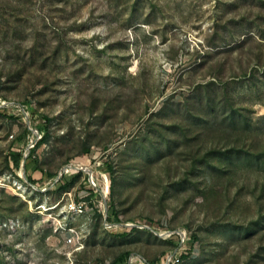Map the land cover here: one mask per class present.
<instances>
[{"label":"rangeland","instance_id":"rangeland-1","mask_svg":"<svg viewBox=\"0 0 264 264\" xmlns=\"http://www.w3.org/2000/svg\"><path fill=\"white\" fill-rule=\"evenodd\" d=\"M0 100V264H156L179 239L151 222L183 264H264V0H0ZM72 161L98 189L45 191Z\"/></svg>","mask_w":264,"mask_h":264},{"label":"built area","instance_id":"built-area-1","mask_svg":"<svg viewBox=\"0 0 264 264\" xmlns=\"http://www.w3.org/2000/svg\"><path fill=\"white\" fill-rule=\"evenodd\" d=\"M0 108H18L19 111L22 109L19 105H16L14 103L10 102H5L0 100ZM24 115V120L26 123V126L29 131V141L27 143V147H25L23 150L20 151L22 155V159L20 162V168L18 169V177H19V182L27 186L29 185L30 187H34L33 184H30V175L27 173V163L30 160L35 159V156L33 155L32 148L37 144L41 139L43 138L44 132L41 130H38L35 128V123L32 119L31 113L26 112L24 109L23 111ZM80 166H83L80 168ZM74 173V174H73ZM78 173L84 175L87 177L89 185L91 186L92 189H98V183L95 181H99L98 176H96V171L93 169L92 166L82 164L81 162L78 161H72L68 165H66L58 174V177L54 181H49L50 188H46L45 184V191L46 189H52L55 184L63 182L65 180L66 175L70 174V176H76ZM73 174V175H72ZM98 174V173H97ZM73 178V177H72ZM35 188V187H34ZM106 188V191L104 189ZM37 189V188H36ZM101 189V196L102 201L100 202V207L101 209L97 210V213L101 214L102 217L104 218L105 221H107V218L109 216V211H108V192H109V186L106 187L104 184V187H100ZM84 204L85 203H76L75 201H72V203L69 205L70 211L73 213H78V214H84ZM151 226L147 225L145 227L140 226V225H134L135 228H141V229H147L154 234H156L158 237L162 238L163 240L167 241H172L174 237L179 239V243H175L177 246V249L174 251L166 254L161 261H159L156 264H183V255L187 254L184 250H186L184 247L186 246V243L188 242L189 238L187 235L186 231H173L165 224H163V227H159L157 224L150 223ZM4 226L8 229L11 230H16L20 228V225L18 223L10 221L8 223H5ZM166 226V228H164ZM66 232V245L69 247H77L81 244V239L79 233L74 229V228H66L64 229ZM125 264H152L149 263L144 257L142 256H136V257H129L128 261Z\"/></svg>","mask_w":264,"mask_h":264},{"label":"trees","instance_id":"trees-1","mask_svg":"<svg viewBox=\"0 0 264 264\" xmlns=\"http://www.w3.org/2000/svg\"><path fill=\"white\" fill-rule=\"evenodd\" d=\"M28 132H29V131H28ZM43 142H44V141H43ZM43 142L38 143L37 146H40ZM21 159H22V155H21L20 152H17V153L12 157V160H14V161H13V162H14V165H15V167H16L17 169L20 168V162H21ZM30 161H32V160H30ZM30 161H29V162H30ZM29 162H28V163H29ZM28 163H27V164H28ZM26 167H28V165H27ZM34 169H35V168H33V171H34ZM30 180H31V179H30ZM75 181H76V177L73 178V179H71L70 181L66 182L65 185L62 186L61 188H63V189H68L69 187H71V186L73 185V183H74ZM88 200H89V199H88ZM110 213H111V214H110ZM98 216L102 218V215L99 214V213H98ZM113 218H117V213H115L113 210H112V212H110V210H109V216H108V219L112 220ZM151 223H152V222H151ZM168 242L173 243L172 241H168ZM130 256H131L130 254H126V255H124V256H120V257L117 258L115 261H113L112 264H125V263L128 261V259H129Z\"/></svg>","mask_w":264,"mask_h":264},{"label":"bare ground","instance_id":"bare-ground-1","mask_svg":"<svg viewBox=\"0 0 264 264\" xmlns=\"http://www.w3.org/2000/svg\"><path fill=\"white\" fill-rule=\"evenodd\" d=\"M83 166H80V168H82Z\"/></svg>","mask_w":264,"mask_h":264}]
</instances>
